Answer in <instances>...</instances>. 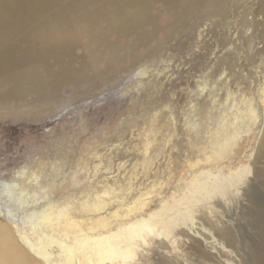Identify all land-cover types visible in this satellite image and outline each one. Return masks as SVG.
<instances>
[{"label": "bare ground", "instance_id": "1", "mask_svg": "<svg viewBox=\"0 0 264 264\" xmlns=\"http://www.w3.org/2000/svg\"><path fill=\"white\" fill-rule=\"evenodd\" d=\"M156 1L165 6L164 22L175 17L170 23L174 34L183 27L191 30L198 18L211 13L222 19L236 3L246 10V0H0L1 120L37 116L64 99L66 90L68 98L92 92L100 82L154 59L162 48L153 39L161 29ZM258 4L264 13V0ZM117 38H129L131 43L120 46ZM103 42L112 61L125 63L113 77L108 63L105 69L97 67L95 49ZM256 44H251L254 52L259 49ZM224 61L229 68L236 65L231 54ZM250 81L251 92H238L240 104L229 126L217 125L222 131L203 152L215 164L224 161L240 131L258 119L257 109L264 106V57ZM260 143L256 158L264 161V138ZM153 146L148 143L146 154ZM139 163L147 168L149 159L133 168ZM220 176L204 167L190 173L185 187L170 195L164 188L170 183L167 179L154 184L151 194L139 188L132 196L115 198V190L104 187L89 194L83 190L85 195L77 198L68 194L60 203L51 196L35 197L32 185L24 184L27 180L13 183L0 177V213L5 219L0 220V264H233L227 260L236 238L219 223L220 212L231 200L229 193L240 202L245 179L264 184V174L245 165L228 175L221 170ZM158 191L165 196L153 198ZM17 201L34 204L21 221L3 208ZM211 233L222 240H217L219 252L227 260L212 253ZM255 258L264 264L263 254Z\"/></svg>", "mask_w": 264, "mask_h": 264}, {"label": "rangeland", "instance_id": "2", "mask_svg": "<svg viewBox=\"0 0 264 264\" xmlns=\"http://www.w3.org/2000/svg\"><path fill=\"white\" fill-rule=\"evenodd\" d=\"M258 1L246 0L245 12L236 3L222 19L213 13L198 18L191 30L183 27L175 34L170 30L175 17L164 22L165 6L156 1L161 29L153 39L162 48L154 59L100 82L92 92L68 98L66 90L64 99L37 116L0 118V177L13 183L27 180L24 184L32 185L35 197L51 196L60 203L68 194L77 198L104 187L113 188L115 198L132 196L139 188L151 194L154 184L167 179L164 188L170 195L185 187L190 173L204 167L219 176L221 170L228 175L245 165L264 174V161L256 158L264 138V106L257 109L258 119L240 131L222 163L203 155L223 129L216 126H229L240 104L238 92H251L250 79L264 57V13ZM151 29L147 27L150 34ZM118 40L120 46L131 43L129 38ZM255 41L259 49L254 52ZM95 52L100 58L97 67L105 69L108 63L112 77L125 66L110 59L106 42ZM230 54L236 62L233 68L224 61ZM148 143L154 145L150 155ZM145 157L148 167L139 163L134 169ZM246 179L240 202L229 193L231 200L219 216V223L236 238L230 260L219 252L222 240L211 233L212 253L233 264H257L255 255H264V184ZM165 193L155 192L153 198ZM32 204L17 201L3 208L21 221L32 212ZM0 220H5L1 213Z\"/></svg>", "mask_w": 264, "mask_h": 264}]
</instances>
